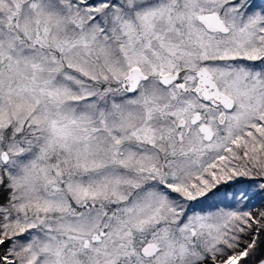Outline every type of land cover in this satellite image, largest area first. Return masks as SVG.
<instances>
[{
	"label": "snow or ice",
	"instance_id": "obj_1",
	"mask_svg": "<svg viewBox=\"0 0 264 264\" xmlns=\"http://www.w3.org/2000/svg\"><path fill=\"white\" fill-rule=\"evenodd\" d=\"M0 264H264V0H0Z\"/></svg>",
	"mask_w": 264,
	"mask_h": 264
}]
</instances>
